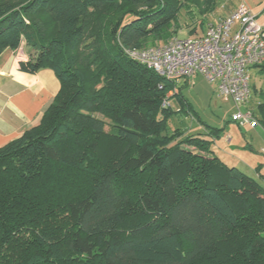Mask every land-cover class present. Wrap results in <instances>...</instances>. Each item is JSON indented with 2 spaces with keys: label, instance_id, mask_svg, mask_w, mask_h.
<instances>
[{
  "label": "trees",
  "instance_id": "16d2710c",
  "mask_svg": "<svg viewBox=\"0 0 264 264\" xmlns=\"http://www.w3.org/2000/svg\"><path fill=\"white\" fill-rule=\"evenodd\" d=\"M192 5L217 0H0V55L24 44L21 70L60 82L0 148V264H264V178L213 154L224 129L170 132L163 103L191 113L186 85L127 54L168 42ZM249 108L264 129V100Z\"/></svg>",
  "mask_w": 264,
  "mask_h": 264
},
{
  "label": "built area",
  "instance_id": "2783aa9c",
  "mask_svg": "<svg viewBox=\"0 0 264 264\" xmlns=\"http://www.w3.org/2000/svg\"><path fill=\"white\" fill-rule=\"evenodd\" d=\"M127 54L158 76L177 84L204 77L213 85L218 97L233 101L234 123L241 128L259 127L249 108V82L250 71L264 66V28L245 2L225 19L209 25L202 36L175 38L153 48L128 50ZM16 55L20 63L27 62L24 44L16 50ZM175 93L173 90L169 96ZM163 107H171L168 99Z\"/></svg>",
  "mask_w": 264,
  "mask_h": 264
},
{
  "label": "crops",
  "instance_id": "0c3cea01",
  "mask_svg": "<svg viewBox=\"0 0 264 264\" xmlns=\"http://www.w3.org/2000/svg\"><path fill=\"white\" fill-rule=\"evenodd\" d=\"M242 2H245L257 16L259 24L264 28V0H217L216 10L212 13L216 15V21L211 24H216L228 17ZM16 56V51L10 49H6L0 55V148L38 125L60 91V82L53 71L42 69L35 74L24 72ZM195 78L188 83L180 81L177 84L178 88L193 85L192 81ZM239 128L243 132L239 141L244 145L238 146L239 149L231 146L233 138L228 135V147L222 152L220 138L223 131L217 141L223 158L219 157L212 148L213 154L224 163L227 160L233 161V167L250 177L261 180L264 178V158L256 155L255 151L257 147L264 146V129L260 126L254 129ZM216 140L213 141V145ZM261 149L264 153V147ZM225 164L228 165L227 162Z\"/></svg>",
  "mask_w": 264,
  "mask_h": 264
},
{
  "label": "rangeland",
  "instance_id": "374dc122",
  "mask_svg": "<svg viewBox=\"0 0 264 264\" xmlns=\"http://www.w3.org/2000/svg\"><path fill=\"white\" fill-rule=\"evenodd\" d=\"M191 9L194 11L193 15L187 12L185 8L181 10L177 19V26L172 30V32H174L173 37H171L170 40L175 38L194 39L198 36H202L206 32L205 30L209 24L216 21L215 14L203 16L198 7L195 8L192 5ZM157 44L155 43L150 48L158 46ZM26 51L24 47V54L28 58ZM16 59H18L17 56ZM250 77L249 84L251 95L249 107L256 110L258 104L264 100V70L253 68L250 71ZM192 84L191 86L185 87L181 92L178 91L182 93V96L189 102L192 108L191 113L188 112V107H185L184 112H180L182 106L178 96L169 98V104L171 105L170 109L172 112H176V115H173L168 121V130L171 132L175 129H181L186 135L201 134L207 137L209 128L224 129V133L220 138L222 139L220 142L222 145V152L228 147V135L233 138L231 146L237 147L238 149V146H243L244 143L241 144L239 141V139L242 138L241 134L243 132L231 121L232 116L236 112L233 101L231 99L218 97L213 85L202 76H197L192 81ZM242 110H244V107ZM108 129L109 128H107V130ZM207 139L211 140V137L208 136ZM218 140L219 139L216 140L212 148L219 157L223 158L219 147L220 145L217 142ZM263 147V145L257 147L255 154L264 158V153L261 152V148ZM226 162L229 167H233V161L227 160Z\"/></svg>",
  "mask_w": 264,
  "mask_h": 264
}]
</instances>
